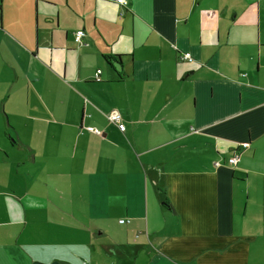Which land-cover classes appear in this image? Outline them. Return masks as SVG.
<instances>
[{
    "label": "crops",
    "instance_id": "1",
    "mask_svg": "<svg viewBox=\"0 0 264 264\" xmlns=\"http://www.w3.org/2000/svg\"><path fill=\"white\" fill-rule=\"evenodd\" d=\"M127 2L0 0V264H264V0Z\"/></svg>",
    "mask_w": 264,
    "mask_h": 264
},
{
    "label": "rangeland",
    "instance_id": "2",
    "mask_svg": "<svg viewBox=\"0 0 264 264\" xmlns=\"http://www.w3.org/2000/svg\"><path fill=\"white\" fill-rule=\"evenodd\" d=\"M57 218L61 216L65 220L66 227L70 229V235H75L76 232L84 233L85 227H87V233H92L94 235V244L97 245H111L112 243H124L126 238L122 233L123 228L116 225L115 223H109L105 225L94 224L90 226H85L82 221L76 222L65 215H61L58 211L56 212ZM67 229V228H66ZM101 231L102 234H98ZM68 233H66L67 235ZM75 239V237H74ZM73 239V240H74ZM180 260L177 257H171L168 259L160 258L156 253H151V255H141L138 259L131 256H117L109 251H101V254L95 252H90L89 257L83 264H176V261Z\"/></svg>",
    "mask_w": 264,
    "mask_h": 264
},
{
    "label": "built area",
    "instance_id": "3",
    "mask_svg": "<svg viewBox=\"0 0 264 264\" xmlns=\"http://www.w3.org/2000/svg\"><path fill=\"white\" fill-rule=\"evenodd\" d=\"M114 2H115V4H117L118 6H120L121 8H126L127 5H128L127 0H114ZM83 36H84V32H83V31H78V32H76V34H75V42H76L77 44H80L81 41H82ZM180 59H181L182 61L192 62V57H191V55H190L189 53H185V54H183V55L180 57ZM99 74H100V71H97V72H96V75H95L97 81H99V78H98V77H99ZM107 119H108V121H109L110 123L117 125L118 128H119V130H120L121 132H125V127L121 124V117H120L119 114H117V113H111L110 115H108ZM87 130H88L89 132L93 133V134H97V135L100 134V132H99L97 129H94V128H87ZM246 147H247V145H244V146H243V148H246ZM239 158H240L239 154L236 153V154H234V155L228 160V163H229L230 165H232V166H233V165H236V164L239 162ZM216 166H218V164H216ZM128 222H129L128 220H120V221H119L120 224H125V223H128Z\"/></svg>",
    "mask_w": 264,
    "mask_h": 264
}]
</instances>
